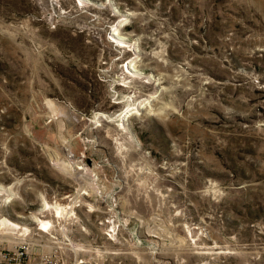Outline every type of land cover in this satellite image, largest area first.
Instances as JSON below:
<instances>
[{
	"label": "rangeland",
	"instance_id": "1",
	"mask_svg": "<svg viewBox=\"0 0 264 264\" xmlns=\"http://www.w3.org/2000/svg\"><path fill=\"white\" fill-rule=\"evenodd\" d=\"M0 189L37 261L264 264V0H0Z\"/></svg>",
	"mask_w": 264,
	"mask_h": 264
},
{
	"label": "built area",
	"instance_id": "2",
	"mask_svg": "<svg viewBox=\"0 0 264 264\" xmlns=\"http://www.w3.org/2000/svg\"><path fill=\"white\" fill-rule=\"evenodd\" d=\"M23 231L25 233L21 241H7L9 247L0 248V264H61L47 259H41L40 261L33 259L27 241L28 236L30 235L29 230L26 231L23 229Z\"/></svg>",
	"mask_w": 264,
	"mask_h": 264
},
{
	"label": "bare ground",
	"instance_id": "3",
	"mask_svg": "<svg viewBox=\"0 0 264 264\" xmlns=\"http://www.w3.org/2000/svg\"><path fill=\"white\" fill-rule=\"evenodd\" d=\"M113 35H117V33H114ZM134 66V65H133ZM128 69H131L130 67H128ZM136 109V108H135ZM3 194H5L4 193V191L2 190V189H0V197H2L3 196ZM10 200V195H7V199L6 200ZM8 200V201H9ZM46 204L48 205V206H50L51 207V205H50V203H48V202H46ZM52 207H54L55 209H56V211L60 214H63L65 211H66V208L64 207V206H61V205H59L58 203L57 204H54ZM52 209V208H51ZM54 210V209H53ZM45 216V215H44ZM58 216V215H57ZM50 220V219H49ZM6 222V220H4V218H1L0 219V223L1 222ZM40 223H43V225H52L51 224V222L50 221H45V220H40ZM3 229L4 230H6V232H11V233H17V231L18 230H20V229H17V230H15V232H14V228L9 224L8 226H6V227H3ZM24 230H28V227L25 229L24 228Z\"/></svg>",
	"mask_w": 264,
	"mask_h": 264
}]
</instances>
